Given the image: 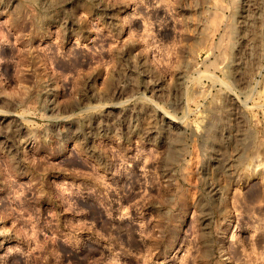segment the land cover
Instances as JSON below:
<instances>
[{"label":"rangeland","instance_id":"rangeland-1","mask_svg":"<svg viewBox=\"0 0 264 264\" xmlns=\"http://www.w3.org/2000/svg\"><path fill=\"white\" fill-rule=\"evenodd\" d=\"M0 264H264V0H0Z\"/></svg>","mask_w":264,"mask_h":264},{"label":"bare ground","instance_id":"bare-ground-1","mask_svg":"<svg viewBox=\"0 0 264 264\" xmlns=\"http://www.w3.org/2000/svg\"><path fill=\"white\" fill-rule=\"evenodd\" d=\"M262 173H263V171H262ZM262 176V175H261Z\"/></svg>","mask_w":264,"mask_h":264}]
</instances>
